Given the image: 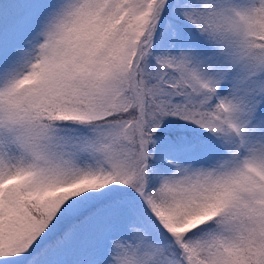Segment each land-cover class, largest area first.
I'll use <instances>...</instances> for the list:
<instances>
[{
	"label": "snow or ice",
	"instance_id": "snow-or-ice-1",
	"mask_svg": "<svg viewBox=\"0 0 264 264\" xmlns=\"http://www.w3.org/2000/svg\"><path fill=\"white\" fill-rule=\"evenodd\" d=\"M0 264H264V0H0Z\"/></svg>",
	"mask_w": 264,
	"mask_h": 264
}]
</instances>
